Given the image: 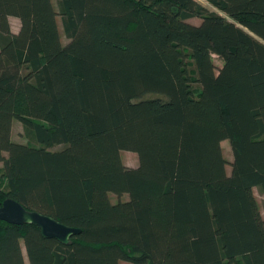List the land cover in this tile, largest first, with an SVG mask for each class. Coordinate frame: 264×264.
I'll use <instances>...</instances> for the list:
<instances>
[{
	"label": "trees",
	"instance_id": "trees-1",
	"mask_svg": "<svg viewBox=\"0 0 264 264\" xmlns=\"http://www.w3.org/2000/svg\"><path fill=\"white\" fill-rule=\"evenodd\" d=\"M0 162L80 228L0 220V264H264V0H0Z\"/></svg>",
	"mask_w": 264,
	"mask_h": 264
},
{
	"label": "water",
	"instance_id": "water-1",
	"mask_svg": "<svg viewBox=\"0 0 264 264\" xmlns=\"http://www.w3.org/2000/svg\"><path fill=\"white\" fill-rule=\"evenodd\" d=\"M0 220L9 224L31 223L40 228L46 238H54L62 244H68L70 237L80 232V228L68 226L48 214L25 208L13 198H5L0 205Z\"/></svg>",
	"mask_w": 264,
	"mask_h": 264
},
{
	"label": "rangeland",
	"instance_id": "rangeland-1",
	"mask_svg": "<svg viewBox=\"0 0 264 264\" xmlns=\"http://www.w3.org/2000/svg\"><path fill=\"white\" fill-rule=\"evenodd\" d=\"M53 3L55 4V0H52ZM57 21H58V27H59V31H60V37H61V41L63 43H65L67 41V39L65 38L63 32H62V27H61V22H60V18L57 17ZM192 22L194 23H198L199 19L198 18H192L191 19ZM11 24L13 26H16L17 24V20L15 18H11ZM213 60L214 63L216 64V66H220L221 65V60L216 56L213 55ZM12 129H11V137L14 140L17 141H25L24 136L22 135V125L19 121H17L16 119L13 120L12 122ZM221 149H222V153L223 156L225 157V159L227 160V162H230L232 160V151H231V147L229 144V141L227 139H224L221 141ZM120 156L122 159V162L127 165V166H137L138 164V159H137V154L133 151L130 150H121L120 151ZM1 162H0V167H1ZM226 172L229 173L230 172V165L229 163L226 164ZM2 177V172L0 171V179ZM256 200L258 202V205L260 207L262 216L264 217V197L262 194L259 193L257 188H253ZM109 198L111 202H116L118 200H126L128 199V195L127 194H122L121 196H117L113 193L109 194ZM124 264H129L127 262H123Z\"/></svg>",
	"mask_w": 264,
	"mask_h": 264
},
{
	"label": "crops",
	"instance_id": "crops-1",
	"mask_svg": "<svg viewBox=\"0 0 264 264\" xmlns=\"http://www.w3.org/2000/svg\"><path fill=\"white\" fill-rule=\"evenodd\" d=\"M11 18H15V19L17 20V24H16V26H13V25L11 24ZM9 23H10L11 31H12V32H17L18 29H19V26H20L19 19H18L17 17H14V16H9Z\"/></svg>",
	"mask_w": 264,
	"mask_h": 264
}]
</instances>
